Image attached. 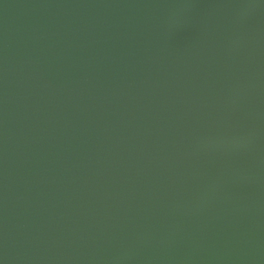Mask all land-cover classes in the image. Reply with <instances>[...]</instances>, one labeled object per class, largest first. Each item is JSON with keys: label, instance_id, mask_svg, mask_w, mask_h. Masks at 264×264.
I'll return each mask as SVG.
<instances>
[{"label": "water", "instance_id": "1", "mask_svg": "<svg viewBox=\"0 0 264 264\" xmlns=\"http://www.w3.org/2000/svg\"><path fill=\"white\" fill-rule=\"evenodd\" d=\"M0 264H264V0H0Z\"/></svg>", "mask_w": 264, "mask_h": 264}]
</instances>
